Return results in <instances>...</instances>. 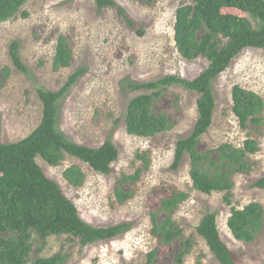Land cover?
I'll list each match as a JSON object with an SVG mask.
<instances>
[{
	"label": "rangeland",
	"instance_id": "374dc122",
	"mask_svg": "<svg viewBox=\"0 0 264 264\" xmlns=\"http://www.w3.org/2000/svg\"><path fill=\"white\" fill-rule=\"evenodd\" d=\"M115 1L137 28L130 27L114 8L100 10L95 0H28L21 14L0 23V71L11 70L9 78L0 74V142L17 143L32 134L43 115L39 89L58 91L72 74L83 69V75L58 104V128L69 140L90 148H99L111 140L119 151V159L110 174L95 172L69 155L58 166L41 157L36 161L74 202L89 225L105 228L133 223V229L126 234L86 246L75 237L52 236L42 247L41 256L60 253L66 258L64 264H148V255L157 250L155 264H176L177 253L189 240L190 253L182 264H220L197 233L202 218L214 213L221 237L239 264H264V226L252 243L236 240L228 228L233 207L243 209L254 202L264 207V191L253 187L264 177V113L261 126L251 124L243 130L233 112L235 86L255 92L264 100V49L244 50L214 82L213 124L198 147L201 152L225 143L241 148L247 140H255L259 151L249 157L253 169L248 175L234 177L230 193L203 194L193 189L189 155H185L178 169L172 167L177 143L192 134L198 119L196 93L172 86L156 102V112L173 122L168 132L140 138L129 135L125 123L130 101L151 93L132 90L130 84L158 82L170 75L193 80L208 67L207 59L186 60L176 48V11L189 2ZM61 36L67 38L73 59L69 68L55 69L54 57ZM13 42L20 44L29 75L13 65ZM141 155L149 159L146 170ZM73 166L85 175L80 187L64 178L65 170ZM139 170L143 173L138 183H121L124 175H134ZM133 189V198L121 204L117 191ZM178 192L189 196L174 214L184 238L169 245L159 244L151 233V213H159L162 201ZM228 195L231 205L225 202ZM158 217L164 219L165 213Z\"/></svg>",
	"mask_w": 264,
	"mask_h": 264
},
{
	"label": "trees",
	"instance_id": "16d2710c",
	"mask_svg": "<svg viewBox=\"0 0 264 264\" xmlns=\"http://www.w3.org/2000/svg\"><path fill=\"white\" fill-rule=\"evenodd\" d=\"M139 1V0H138ZM176 11L175 43L179 54L186 60L203 57L208 67L195 79L187 80L170 75L158 82L130 84L132 90H146L132 99L127 107L125 123L129 135L152 138L173 128L172 120L155 110L156 102L172 86H181L198 95V119L192 134L177 143L173 168L178 169L185 155L190 157V178L193 189L203 194L230 193L236 175H248L253 169L250 155L259 151L255 140H247L238 148L225 143L215 150L201 152L199 143L213 124L216 101L213 84L244 50L264 49V0H184ZM28 0H0V23L7 22L22 12ZM100 10L114 8L132 28L137 24L115 0H95ZM231 10L232 12H228ZM27 16L25 12L22 13ZM247 15V16H246ZM142 34V32H141ZM10 56L14 67L29 75L30 71L20 55V44L13 42ZM72 51L66 37L58 40L54 68H69ZM85 71L77 70L58 91L39 89L43 105L42 121L27 138L17 143L0 142V264H64L65 256L58 253L41 256L43 246L52 236H70L84 246L99 241L112 240L133 229V223L122 222L105 228L86 223L72 200L58 183L49 178L37 163L41 157L48 164L60 165L66 155L88 164L95 172L110 174L112 165L119 159V151L111 140L99 148H90L69 140L58 128V104L70 92ZM9 78L11 70L0 71ZM233 112L243 130L249 125L263 124L264 100L255 92L240 86L233 89ZM149 168V159L139 156ZM143 170L134 175H124L122 184L139 182ZM64 178L74 187H80L85 175L73 166L64 172ZM254 188L264 191V177ZM130 191L118 190L116 197L121 204L134 196ZM188 194L178 192L162 201L159 213H151L152 235L159 244L169 245L184 238V231L174 220V214L188 199ZM225 202L231 205L230 195ZM264 226V207L254 202L243 209L232 208L228 228L233 237L244 243L256 240ZM197 233L206 242L210 252L220 264H239L235 254L221 237L217 216L206 214ZM40 246H37V245ZM158 251L148 255L147 263L155 264ZM190 253L186 240L176 255V264H182Z\"/></svg>",
	"mask_w": 264,
	"mask_h": 264
}]
</instances>
